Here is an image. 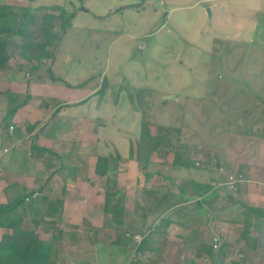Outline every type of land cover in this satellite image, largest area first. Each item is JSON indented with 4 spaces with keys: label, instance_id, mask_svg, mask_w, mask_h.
Returning a JSON list of instances; mask_svg holds the SVG:
<instances>
[{
    "label": "rangeland",
    "instance_id": "rangeland-1",
    "mask_svg": "<svg viewBox=\"0 0 264 264\" xmlns=\"http://www.w3.org/2000/svg\"><path fill=\"white\" fill-rule=\"evenodd\" d=\"M230 2L231 0H219L221 5L228 7ZM0 3L14 7L31 6L37 14L33 28H37L44 13L52 12L50 7L62 6L68 13L77 9L74 25L65 28L61 41L58 40V44L48 48L54 58L49 59V56L43 59L38 69H31L36 61L27 62L18 51L9 48L12 57L0 68V152H3L8 143L5 138L9 130L3 126V118L9 95L14 92L12 87H21L22 91L14 93L24 98L26 94L32 95L30 84L38 82L37 80L39 83L49 81L76 88L81 87L83 82L86 88L94 90L92 95H95L88 114L93 108L95 112L99 111L101 120L105 122V125H102L108 127L100 137L106 142L105 146H77L74 134H69L64 143L54 144L62 154L73 150L74 155L71 154V158L77 160L75 158L79 157L89 166L85 170L87 178L83 179L81 176L84 172H80L82 174L75 176V181L70 179L65 182L63 176L51 175L43 193L37 192V196L48 194L63 198L62 217L57 225L43 222L37 226L42 238H50L55 231L63 234L58 242H55L60 251L58 264H133L131 259L134 264L219 262L218 259L213 260L208 256H195L194 249L187 247L188 242L179 236L181 232L183 236L190 237V233H185L175 224L169 226V236L165 237V241V238L160 237L153 243L160 246L165 242L163 249L157 255H147V258L143 257L144 253L131 258L132 253H124L121 246L113 244V240L122 237L125 231H141L142 210L138 205L148 206L149 202L154 203L151 194L145 193L144 200L141 197L142 181L148 171L156 174L158 169L165 174L173 172L176 175V185L181 181L188 183L189 178L208 181V184L217 186V190L225 187L218 182H222L231 190L228 184L230 176L237 177L238 182L248 178V175L253 183L259 180L256 176H262L264 165L260 158L257 160L253 155L256 143L264 142V134L260 130L261 127L264 128V122L254 120L258 109L252 106L254 97L246 91V85L252 86L251 83H254V92H257L259 88L264 90V81L257 84L248 79L239 81L236 90L241 92L233 91L236 99L231 100V104L225 99H231L232 96H224V90L226 87L229 90L233 82L227 86L222 84L223 90L220 89V82L227 78L225 70H231L234 79L235 76L237 78L243 74L249 75L252 70H256L257 75H262L264 49L251 46L249 48L246 43L241 45L233 41L240 34H237L238 30L230 32L227 28L230 26V20L226 17L224 20L214 19L210 23L207 14L209 6L214 3L212 0H0ZM167 3L170 7L182 8L171 14L166 7ZM237 6L235 2L234 7ZM260 6L264 9V1L260 2ZM53 12L58 14L59 10ZM166 12H169L168 20ZM261 14L264 15V10H261ZM55 23L61 31L58 17L55 18ZM220 25L224 26L222 30L225 31L224 34H219L225 37H222V40L216 37ZM252 35L254 41H257L258 30ZM12 39L14 42H21L19 36ZM182 75L184 78H181ZM60 100L63 101V107L76 104L72 100ZM139 100H142V105ZM58 101L59 99L41 95L36 99V102H40L38 106L54 105ZM242 107L247 111L244 114L241 113L242 110L236 111ZM85 112L74 113L86 116ZM233 114L241 116L239 121L244 118L245 125L237 124L238 121H235L234 117L230 120ZM18 116V120L25 118L21 114ZM97 116L95 113L91 121L96 127L99 125L97 118H100ZM70 117L71 114L67 116V120ZM142 121L148 123L152 134L162 127L164 129L160 130L168 131L172 139L180 138L179 150L187 148L197 167L175 173L172 168L162 165L173 159L170 150L174 151L176 147L169 144V150L161 147L158 154H155V160L162 157L156 162L157 165L149 163L142 166L135 160L132 163L129 148L138 139V126ZM248 125L253 127V131L259 129L256 137L245 134L247 128L250 129ZM10 129H13V126ZM20 145L25 147L23 142H20ZM248 148L253 151V155ZM6 150L5 148L4 151ZM108 152L111 155L105 156H111L110 171L102 177L95 172V164L99 155ZM246 161L252 165L249 170L242 168ZM4 163L5 159L0 161L1 169H11L2 167ZM53 167H50L48 172L58 168ZM31 169L32 172L25 177L11 174L16 168L3 171L4 177H0V198L5 199L6 189H10L9 184L16 181L22 182V186H28L30 189L42 185L48 175V172L43 175L45 166ZM156 181H159L157 186L164 184L158 178ZM63 185H66L67 189L62 195L59 188ZM104 185L111 190L119 189L118 197H124L126 216L123 226L115 225L110 219L111 215L104 211ZM219 201L223 203L222 200ZM40 206L41 209L46 207L47 200L42 201ZM34 215L35 210L27 208L21 226L35 228ZM171 216L174 217L172 214ZM37 217L39 218L38 215ZM155 217L153 214L151 222ZM162 219L166 223L167 215H163ZM231 228L229 225H220L219 230L212 229L213 235L209 232L212 240L216 235L223 239L227 237L226 241L232 245V248H229L232 249V255L225 258V264H230L234 258L240 257L238 252L241 247L235 244V238L239 237L238 230L241 226H233V230ZM7 231L8 229L0 227V238ZM72 233L75 235L71 236ZM135 237L139 240L140 235ZM219 246V241L217 246L213 245L215 250ZM263 257L261 251L252 253L247 264H251L252 260L264 264ZM139 260L143 262L139 263Z\"/></svg>",
    "mask_w": 264,
    "mask_h": 264
},
{
    "label": "crops",
    "instance_id": "crops-1",
    "mask_svg": "<svg viewBox=\"0 0 264 264\" xmlns=\"http://www.w3.org/2000/svg\"><path fill=\"white\" fill-rule=\"evenodd\" d=\"M29 1L31 2L33 0H29ZM212 1L214 3L209 6V11L207 14V18H209L210 23L214 19L218 20V18H221L224 20L226 17L227 19L230 20L229 22L230 26H227V28L231 30L230 32L233 33L235 32V30H238L237 34H240L237 35L236 37L238 38H234L233 41H237L238 43H241V45L243 43H246L247 45H249V48L251 46V48L253 47L258 49H264V15L261 14V10L264 9H262V7L260 6V2L264 0H231L229 7L227 5L225 6L221 5V3H219V0H212ZM235 2L238 4L237 7H234ZM166 7L168 8L171 14H174V12H177L182 8V6L170 7L168 3L166 4ZM169 12L168 13L166 12L167 14L166 20L169 19L168 18ZM76 15H77V9H75V15L71 19L72 26L74 25V18H76ZM223 27H224L223 25H220L218 28L219 32L216 33L218 34V36L216 37L219 40L225 38L223 35H219L225 33V31L222 30ZM256 30H258L259 37L257 41H254L252 34H254ZM61 39L62 37H60L59 41H61ZM59 41H57V44ZM55 45H53V47ZM53 56L54 55L51 52L49 59H53L54 58ZM75 64L76 62L73 63V65ZM262 69H263L262 75H257L255 72L256 70H252L251 68L250 70L252 71H250L249 75L243 74V76H239L237 78L235 76V79L233 78L232 75L233 72L231 70H225V72L227 73V78L222 82L218 80V82H220L221 84L220 89L223 90L222 84H225L227 86V84H229L230 82H233L232 85L234 86V88L233 86L230 87L229 90L226 87V89L224 90V96H232L231 99H225V101H230L231 104L232 102L231 100L236 99L234 97L233 91H235V93L241 92V90L240 91L236 90L239 85V81L240 82L243 80L247 81L248 79V81L255 82L256 84L263 82L264 81L263 64H262ZM181 78H184V76L182 75ZM37 81L38 82H32L30 84L32 97L25 105L18 108L10 125V127L13 126V129H10L9 127V131L7 132L5 138V141L8 142V143L5 142L7 144L5 146L7 150L4 151L5 150L4 148L3 152H0L1 153L0 161L5 159L6 163H4L2 167L11 168V169L0 168L1 171L0 177L1 176L4 177L3 171L12 170V168H16V170L12 171L11 174L13 175L16 174L18 176L22 175L25 177L27 174L32 172L31 169L32 167L45 166L46 169L43 170V175H45L49 171L50 167L52 166L56 168L58 167L56 170L53 171L50 169L52 172H48L47 173L48 175L45 178L44 183L42 185L40 184L39 187L43 188L44 191L47 187L46 184L49 183L51 175L52 177L63 176L65 182H67L70 179L75 181L77 179L75 178V176L80 175L83 172L84 173L82 175H84L86 168H89L88 164L83 163L79 159V157L75 158L77 160H73L71 158L72 157L71 154L74 155L73 150L72 152L69 151L67 154L66 153L62 154L58 152V150L54 147L55 146L54 144L60 145L66 141L67 136L68 137L70 136L69 134H74L76 136L75 143L77 144V146L84 144H91V145L101 144L105 146L106 142L104 140H101L100 137L101 134H104V132L107 131L108 127L103 126L105 125V122L104 120H101L100 113H98L99 111L95 112L94 111L95 109L93 108L90 111L91 113L88 114L90 103L93 102L92 100L95 95H92L94 90L86 88L84 84H82L83 82L81 83V87L78 86L76 88V87H69L60 84H55L49 81H45V82L41 81V83H39L40 82L39 80ZM251 84L253 87L250 85H246L247 87L246 91L254 97V102L252 106L258 109V115L254 120L256 122L258 121L264 122V90L259 88L257 92H254V89L256 87L254 83ZM20 90L21 87H12V91L14 92H20ZM39 95L43 97L50 96L52 98L59 99V101L58 103H54V105L45 104L43 106H38L40 102H36V99ZM238 95H240V93H238ZM60 99H65L68 101L72 100L76 104L72 106L63 107L62 106L64 105L63 101ZM244 109L246 108L242 107L236 111L242 110L241 113L244 114L247 112ZM77 111H81V112L86 111L85 113H87V115L86 116L76 115L74 112L77 113ZM95 113H97L98 115L97 117H100L97 118V121L99 123L98 127L91 124V121L93 120L92 119L93 115ZM20 114L23 115L25 118L22 120L21 119L18 120L19 118L18 115ZM69 114H71V117L69 120H67V116ZM237 115L238 114L235 115L233 114L230 120H232L234 117L235 121H238L237 124L243 123L245 125L246 121H244V118L239 121L241 116L240 115L237 116ZM248 126L250 127V129L247 128L248 130L245 132V134L246 135L250 134V137H256L255 134L259 132V129H254L253 131L252 130L253 127L250 125ZM142 128H143V121L141 125L138 126L139 135ZM160 129H164V128L160 127ZM170 130H172V128H170ZM260 130H262V134H264V128L261 127ZM162 133H166V131H162ZM139 135L137 137L138 139H139ZM236 139L238 138H235V140ZM262 140H264V137L262 138ZM137 141H135L134 144H136ZM20 142H23L25 144V147L22 148ZM173 144L175 145L174 141L172 142V145L170 144L169 146H174ZM236 144L237 147L238 143ZM129 145L131 144L129 143ZM240 145H244V144H240ZM169 146L168 145L159 146L150 156V164L157 165L156 162L162 159V157H160L158 160H155V156L158 154V150L161 147H164L169 150L168 148ZM182 149H187V148H182ZM248 150L251 151L253 155V151L249 148ZM171 151L173 154L171 153ZM254 151L255 152L253 156L257 160H259L260 158L261 161L263 162L262 164L264 165V142L262 141L260 143H256ZM170 153L173 155L174 158V151L170 150ZM109 154L110 152L101 155H109ZM129 154H130V148H129ZM134 160L137 161V164H141L142 166L144 165V163L136 159H132L131 160L132 163L135 162ZM168 161L169 162L162 163V165L172 168L175 171V173L179 170L180 172L190 170L185 167L174 168L171 166L173 159ZM63 165L65 166V168L63 167ZM249 166L252 165L250 164V162L246 161V164H244L242 168L249 170ZM68 167H73L74 171L77 170L75 171L77 173L75 174L74 172H72L68 175V172L66 171ZM263 171H262L263 173L262 176L259 175L256 176L259 178V180L256 183H253L252 179L250 178V175H248V178L246 179L244 178L242 182H238L236 190H229L225 184H223L222 182H218L219 185H224L225 187H221L220 189L217 190L216 189L217 186H212V189L209 190V192L205 193L204 195H198V196H191L189 193V189L186 190L185 195H182L179 190L180 184L178 185L175 184L174 180H176V175H174L173 172L171 174H165L163 173L162 170L158 169L157 170L158 174L152 172L151 176H147L146 173L145 174L146 178L144 177L142 181V185H141L142 189L139 187V189L142 190V194H141L142 200H144L143 196L145 193L150 194L151 190L157 192L156 193L152 192L153 194H155L154 196L151 194L154 198L153 201L154 203L149 202L148 206H144L140 204L138 205V208L142 210V222H143V224L141 225V231H139L138 233L140 234L141 232H144L145 234L147 232L151 233V237L155 242L160 237L163 238L168 237L169 226L175 224L177 227L181 228L185 233H190V237L183 236L181 232L179 233V236L184 238L185 242L186 243L188 242L186 244L187 247L189 246V248L194 249L193 253H196L195 247L200 242L214 245L211 236L213 235L212 232L213 228L219 230L220 225H229L232 227L231 230H233V226L237 228L241 226V228L238 230V232H240L239 237L235 238V244H238L241 247L238 252L240 257L234 258L233 260H241V264H247V262H249L250 255H252V253H259V251H261L262 254H264V172ZM242 172L245 173V171ZM73 174L75 175L73 176ZM183 175H184L183 177H185V174ZM156 177L160 181H163L164 184L161 183L162 185L157 186L156 184H158L159 181H156L157 180ZM53 180H55V178H53ZM189 180H194V179L189 178ZM198 181L201 183L202 182L208 183V181H200V180ZM16 182L19 183L20 185L22 183L20 181H16ZM182 182L185 181H181L180 183ZM27 188L29 190L31 189L38 190L37 189L38 187L37 188L34 187L30 189V187L27 186ZM225 188L227 189V191H225ZM163 194L168 195L169 198L167 201L160 202V198L163 197ZM104 198H105V194H104ZM6 199L7 196L5 197V199L0 198V202L1 203L6 202ZM219 200H222L223 203H221ZM140 202L142 203V201ZM124 209L125 212H124L123 225L125 223V216H126L125 204H124ZM152 210L154 211L157 210L158 213L157 211L151 213ZM232 213H234L233 216ZM153 214L156 217L154 221L151 222ZM165 214L167 215L166 223H164L163 222L164 219H162L163 215ZM171 214L174 217H172ZM157 218L158 220H156ZM150 226L156 227V229L154 230V228H150ZM225 230L227 229L225 228ZM209 232L211 233V235ZM244 233H247V235L250 237L252 245H250L246 241V238L243 237ZM226 238L224 239L222 237L220 238L219 248L222 247L223 244L226 245L221 248L220 254L218 253L219 251L218 248L217 250L215 249L213 250V255H212L213 257H211L207 253H203L202 256H197V257L202 258L203 256H208V258H212L213 260L214 259L216 260L217 258H219V256H222L224 257V259L219 260V262L221 264H225V258L231 257L230 255H232L231 252L232 249L231 250L229 249L230 247L232 248V245L230 243L228 244ZM163 240L165 241L166 238ZM164 244L165 242H162V244L160 245L161 249H163ZM219 262H217V264H219ZM256 262L257 261L254 262L252 260L251 264H255ZM257 264H259V262H257Z\"/></svg>",
    "mask_w": 264,
    "mask_h": 264
},
{
    "label": "trees",
    "instance_id": "trees-1",
    "mask_svg": "<svg viewBox=\"0 0 264 264\" xmlns=\"http://www.w3.org/2000/svg\"><path fill=\"white\" fill-rule=\"evenodd\" d=\"M49 9H51L52 12L50 14L44 13L37 28H33L37 14L31 6L14 7L9 4L0 3V68H3L12 57V51L9 49L10 47L18 51V54L27 62L36 61L31 68L33 70L38 69L42 60L51 55L48 47L55 45L60 39L62 32L65 31V28L72 24L71 19L75 15V11L68 13L62 6H53ZM58 10V14L53 12ZM57 17L59 25L62 28L61 31L57 28L55 23V18ZM15 36H19L21 42H14L12 38ZM139 96H142L140 92ZM30 98V94H26L24 98H21L13 92L10 93L6 114L3 118V126L8 127L6 130H9L18 108L25 105ZM139 102L142 105V100H139ZM143 124L138 141L135 145L132 144L130 146L131 158L144 164H149L151 154L159 146L172 145L174 141L175 145H173L176 148H174V158L171 166L174 168L185 167L187 169L197 167L196 161L192 158L187 149L179 150V138L172 139L173 137L168 132L162 133L160 129L157 133L152 134L148 123L143 122ZM110 157L111 156L105 155L98 156L95 164V172L99 176H105L109 173ZM63 167L65 168L64 165ZM66 171L68 175L72 172L75 174L77 173L75 172L77 170L74 171L73 167H68ZM75 174H73V176ZM151 175L152 172L148 171L147 176ZM81 177L83 179L87 178L86 174ZM9 187L10 189H6V202H0V227L8 229L0 238V264H58L60 251L55 242H58V239H60L63 234L55 231L52 232L50 238H42L38 232L37 226L43 222L46 224H53L54 226L57 225V222L60 221L62 217L61 209L63 206V198L53 197L48 194L37 196L39 195L37 192L43 193V188L38 187V190H29L27 186H22L17 182L10 184ZM104 188L106 189L105 213L111 215L110 219L115 225H123L125 212L123 195L121 198L118 197L120 191L117 188L111 190L107 188V185H104ZM188 189L191 196H198L209 192V190L212 189V185L201 183L196 180H189L188 183H180L179 190L182 195H185ZM65 192L66 185H63L59 188V193L63 195ZM152 192L156 193L157 191L151 190L150 194L154 196L155 194ZM168 198V195L163 194V197L160 198V202L167 201ZM44 200H47V206L41 209L40 205ZM27 208L35 210L36 215L33 216L35 228H23L21 226ZM48 218L51 220H46ZM49 227L45 228L49 229ZM150 228L156 229V227L153 226H150ZM59 229L60 228H58V231ZM74 235L73 233L71 234V236ZM135 235H140L139 240H137ZM243 237L252 245L251 239L247 233H244ZM153 243L154 240L149 232L146 234L141 232L140 234L133 231H125L122 237L113 240V244L121 246L124 253L131 252V258L143 253L144 258H147V255L150 257L151 253L157 255L161 248ZM224 246L226 245L223 244L222 247ZM222 247L219 248V254L221 253ZM195 250L196 256H202L203 253H207L213 257L214 248L212 244L200 242L196 245ZM217 259L223 260L224 257L219 256ZM131 261L134 264L133 259H131ZM140 262L143 261L139 260V263ZM230 264H241V260H232Z\"/></svg>",
    "mask_w": 264,
    "mask_h": 264
},
{
    "label": "built area",
    "instance_id": "built-area-1",
    "mask_svg": "<svg viewBox=\"0 0 264 264\" xmlns=\"http://www.w3.org/2000/svg\"><path fill=\"white\" fill-rule=\"evenodd\" d=\"M231 179H229L228 181V184H229V188L231 190H236L237 189V183H238V178L236 177H233V176H230ZM220 241V237L218 235H216L214 238H213V244L214 246H217V242Z\"/></svg>",
    "mask_w": 264,
    "mask_h": 264
}]
</instances>
